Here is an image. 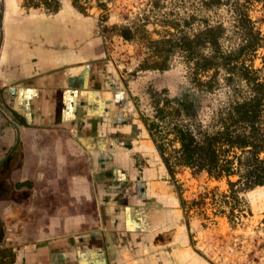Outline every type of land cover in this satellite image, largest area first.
<instances>
[{"label":"crops","instance_id":"1","mask_svg":"<svg viewBox=\"0 0 264 264\" xmlns=\"http://www.w3.org/2000/svg\"><path fill=\"white\" fill-rule=\"evenodd\" d=\"M66 1L0 0V264H210L182 173Z\"/></svg>","mask_w":264,"mask_h":264},{"label":"trees","instance_id":"2","mask_svg":"<svg viewBox=\"0 0 264 264\" xmlns=\"http://www.w3.org/2000/svg\"><path fill=\"white\" fill-rule=\"evenodd\" d=\"M62 1L23 0L22 6L55 13ZM68 1L82 14L91 2ZM201 2L209 9L228 6L234 38H229L221 22L207 20L202 28L188 32L191 20L186 17L183 27L171 22L177 29L175 35L161 39L148 37L145 24H122L118 35L126 41L147 44L149 55L143 69L168 70L171 60L178 56L189 67L191 84L199 94L212 93L222 86L230 90L225 104L214 110L207 123L198 118L201 96L189 92L165 98L157 107L155 119H142L171 175L176 168H188L192 174L202 171L214 180L225 179L227 190L218 202L220 212L233 221L247 211L244 194L264 186V77L253 65L263 38L248 13L250 4H264V0Z\"/></svg>","mask_w":264,"mask_h":264},{"label":"rangeland","instance_id":"3","mask_svg":"<svg viewBox=\"0 0 264 264\" xmlns=\"http://www.w3.org/2000/svg\"><path fill=\"white\" fill-rule=\"evenodd\" d=\"M62 4L71 6L70 1ZM248 13L263 38L253 65L261 69L264 77V4L253 2ZM79 15L85 19L87 46H95L100 61L107 66V78L127 89V96L142 117L155 119L157 107L165 98H178L189 92L201 96L198 118L207 123L214 110L227 101L230 90L226 86L199 94L191 84L189 67L178 56L171 60L168 70L143 69L149 55L147 44L122 39L118 28L122 24H145L148 37L161 39L175 35L177 29L171 22L181 25L186 17L191 20L188 32L202 28L207 20L213 24L221 22L229 38H234L228 6L204 8L201 0H91L86 13ZM179 171L183 176L180 188L185 216L198 255L210 264H264V186L246 192L247 211L229 221L220 212L218 202L227 190L225 179L214 180L202 171L192 174L188 168H176Z\"/></svg>","mask_w":264,"mask_h":264}]
</instances>
